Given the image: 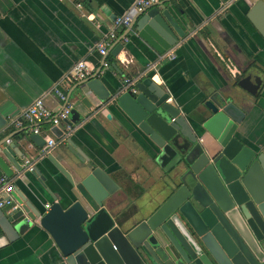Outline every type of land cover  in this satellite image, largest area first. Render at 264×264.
<instances>
[{"label": "crops", "instance_id": "1", "mask_svg": "<svg viewBox=\"0 0 264 264\" xmlns=\"http://www.w3.org/2000/svg\"><path fill=\"white\" fill-rule=\"evenodd\" d=\"M257 1L264 4V0H163L162 6H156L157 11L170 13L184 32L183 38L158 55L137 37L135 26L126 35V42L121 40L126 31L117 30L115 41L120 39L124 47L115 56L107 54L105 61L120 75L101 68L100 76L113 88L120 86L122 77H149L166 89L175 105L190 118L202 111L204 94H229L242 112L238 137L247 146L264 145V41L245 18ZM134 2L0 0V155L13 173L7 178L0 170V177L10 180L12 187L31 201L41 198L49 202V195L57 194L64 202L83 205V197H100L104 190L97 182H88L86 188L81 185L85 175L77 168L86 163L99 169L115 186L113 194L103 201L112 216L132 211L135 203H149L153 208L166 196L165 174L153 161L147 139L132 126H118L112 108L97 111L90 94L86 98L91 107L85 110L78 82L70 79L79 61L92 72L100 68L96 44L110 31L114 18ZM168 53H173L174 59H158ZM152 64L154 70L147 71ZM245 76L251 82L254 77L260 79L255 95L237 88L236 82ZM53 90L60 91L70 107L84 114L70 127L66 138L75 154L67 151L63 142L57 144L35 163L37 172L29 173L23 171L22 161L40 148L28 140L31 134L27 130H14L10 122L37 98H42L49 110H59L63 104ZM108 114L110 118H106ZM49 130L50 126L43 125L39 136L53 137ZM3 150L5 155L1 154ZM48 157L65 170L69 180ZM10 161L21 167L20 174ZM54 252L42 232L26 234L0 246V264H46Z\"/></svg>", "mask_w": 264, "mask_h": 264}, {"label": "water", "instance_id": "2", "mask_svg": "<svg viewBox=\"0 0 264 264\" xmlns=\"http://www.w3.org/2000/svg\"><path fill=\"white\" fill-rule=\"evenodd\" d=\"M245 18L264 41V4L257 1ZM133 26L137 37L158 55L184 36L170 13H159L156 6L137 14L123 36ZM119 41L107 54L115 56L124 47ZM100 70L76 84L83 95L81 105L89 110L86 95L90 94L97 111L112 108L118 126H132L147 139L153 161L165 174L166 196L153 208L149 203H135L132 211L112 216L103 201L115 186L86 163L77 168L85 175L81 185L97 182L104 190L100 197H83V205L64 202L57 194L49 195V202L31 201L12 187L9 196L14 209L0 208V246L42 232L55 251L46 264H260L264 257V145L247 146L238 137L242 112L230 95L204 94L202 111L190 118L149 77L137 79L131 94L122 84L109 86ZM105 70L120 75L114 65ZM260 84L258 77L251 82L248 76L236 82L238 89L250 95L256 94ZM83 117L71 107L67 120L49 130L56 140L64 137L62 142L72 154L75 151L63 126L72 127ZM28 140L38 148L45 144L39 135H29ZM48 160L69 180L52 157ZM11 164L20 174L21 167ZM0 170L7 178L13 175L1 155Z\"/></svg>", "mask_w": 264, "mask_h": 264}, {"label": "built area", "instance_id": "3", "mask_svg": "<svg viewBox=\"0 0 264 264\" xmlns=\"http://www.w3.org/2000/svg\"><path fill=\"white\" fill-rule=\"evenodd\" d=\"M163 0H135V2L124 11L121 15L114 18L110 31L104 36L103 40L96 44L95 50L97 55L104 59L108 53V50L112 48L114 41L117 39V30H128L132 19L144 9L157 6ZM77 8L80 7L79 4L76 5ZM123 42H126V37H121ZM158 59H174L173 53H168L160 56ZM100 67L106 69L109 64L104 60L100 63ZM155 65L152 64L147 68V71L154 70ZM93 74L91 70H88L86 63L83 61L77 62L70 74V79L74 82H79L85 78L90 77ZM136 80H131L126 77L121 78V84L124 91H128L131 94L135 92L133 85ZM53 94L57 97L58 101L63 104V106L56 110L55 112L49 110L43 103L42 98H37L32 101V103L20 114V116L10 122L12 129L14 130H27L31 135H40V128L43 125L58 126L61 125L65 120H67L70 105L66 103L65 96L58 90H53ZM65 134H68L71 130L68 126H63ZM64 137L56 140L54 137L43 138L44 146H42L38 152L31 158L24 159L22 161L21 167L23 171L32 173L34 170L35 163L47 156L49 151L58 143L62 142ZM12 192V185L10 180L4 177H0V208L14 209L13 204L9 194ZM260 264H264V257Z\"/></svg>", "mask_w": 264, "mask_h": 264}, {"label": "trees", "instance_id": "4", "mask_svg": "<svg viewBox=\"0 0 264 264\" xmlns=\"http://www.w3.org/2000/svg\"><path fill=\"white\" fill-rule=\"evenodd\" d=\"M108 64H109V66H110V63L109 62H107Z\"/></svg>", "mask_w": 264, "mask_h": 264}]
</instances>
